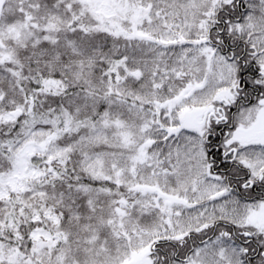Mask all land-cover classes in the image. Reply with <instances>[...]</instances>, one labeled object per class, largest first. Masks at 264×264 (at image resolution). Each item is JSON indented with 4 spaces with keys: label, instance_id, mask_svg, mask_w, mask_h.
Returning a JSON list of instances; mask_svg holds the SVG:
<instances>
[{
    "label": "snow or ice",
    "instance_id": "6c2138e0",
    "mask_svg": "<svg viewBox=\"0 0 264 264\" xmlns=\"http://www.w3.org/2000/svg\"><path fill=\"white\" fill-rule=\"evenodd\" d=\"M0 264H264V0H0Z\"/></svg>",
    "mask_w": 264,
    "mask_h": 264
}]
</instances>
